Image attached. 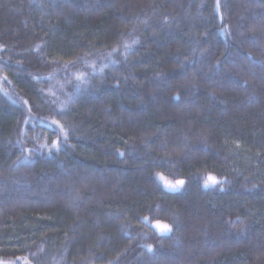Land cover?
<instances>
[{
	"label": "trees",
	"instance_id": "obj_1",
	"mask_svg": "<svg viewBox=\"0 0 264 264\" xmlns=\"http://www.w3.org/2000/svg\"><path fill=\"white\" fill-rule=\"evenodd\" d=\"M0 261L264 264V0H0Z\"/></svg>",
	"mask_w": 264,
	"mask_h": 264
},
{
	"label": "snow or ice",
	"instance_id": "obj_2",
	"mask_svg": "<svg viewBox=\"0 0 264 264\" xmlns=\"http://www.w3.org/2000/svg\"><path fill=\"white\" fill-rule=\"evenodd\" d=\"M125 47L127 48L128 45H125ZM177 99H178V97H177ZM60 130H61L62 134L64 135V139L66 141L67 140V133L64 131L63 126H61ZM40 147H41V149H43V148H45L47 146L46 145H41ZM53 147H55L56 150H59L60 142L59 141H54L53 142ZM48 150L51 151V148H49ZM28 151H32V150L30 149ZM161 179H163V177H161ZM209 182H211V183H209ZM165 183H166L167 187H169L171 189H177V188L183 186V184L185 183V181L184 180H176L175 183H173L171 181H165ZM222 183H224V181H219L215 177L209 176L205 180L204 186L205 187H210V186H214L216 184H222ZM157 227L158 228H162V232H164V233L171 231V228L168 225L161 226V225L157 224ZM0 264H7V262L0 261Z\"/></svg>",
	"mask_w": 264,
	"mask_h": 264
},
{
	"label": "rangeland",
	"instance_id": "obj_3",
	"mask_svg": "<svg viewBox=\"0 0 264 264\" xmlns=\"http://www.w3.org/2000/svg\"><path fill=\"white\" fill-rule=\"evenodd\" d=\"M211 177H213V176H211ZM216 179H217V178H216ZM217 180H218V179H217ZM165 181H166V180H162V184H163L164 188H165L166 190H168V191H178V190H180V188H182V186H181V187H179V188H177V189H171V188L167 187ZM167 181H168V180H167ZM173 183H175V182H173ZM209 183H211V182H209ZM213 187H214V186H210V187H207V188H213ZM159 225H161V224H159ZM161 226H163V225H161ZM155 229L157 230V232H159V233H161V234H168V233H169V232H166V233L162 232V228H158L157 225H155Z\"/></svg>",
	"mask_w": 264,
	"mask_h": 264
}]
</instances>
